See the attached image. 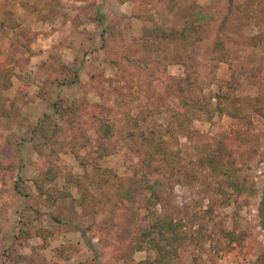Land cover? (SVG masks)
I'll list each match as a JSON object with an SVG mask.
<instances>
[{
  "label": "rangeland",
  "instance_id": "374dc122",
  "mask_svg": "<svg viewBox=\"0 0 264 264\" xmlns=\"http://www.w3.org/2000/svg\"><path fill=\"white\" fill-rule=\"evenodd\" d=\"M31 1L42 14L74 13L90 31L80 66L56 54L57 70L38 68L51 77L75 70L74 83L56 82L73 85L68 95L31 123L18 116L27 130L0 136V171L10 175L0 189V264H159L153 242L164 241L145 231L161 206L142 188L122 196L150 177L138 167L154 125L173 127L158 138L186 165L168 185L172 208L188 221L209 212L187 223L191 240L162 264L264 259V0ZM186 25L202 38L179 46L171 33ZM179 97L196 112L181 115ZM99 143L111 153L97 158ZM81 144L83 165L70 152ZM215 149L237 186L199 165Z\"/></svg>",
  "mask_w": 264,
  "mask_h": 264
},
{
  "label": "crops",
  "instance_id": "0c3cea01",
  "mask_svg": "<svg viewBox=\"0 0 264 264\" xmlns=\"http://www.w3.org/2000/svg\"><path fill=\"white\" fill-rule=\"evenodd\" d=\"M31 2L0 0V70L12 71L7 87L0 71V136L3 138L28 129L29 123H18V116L31 123L32 117L38 120L43 114H51L53 100L68 95L73 85L68 88L58 85L38 68L43 64L56 67L58 61L53 58L56 54L61 62L80 66V46L86 43L80 37L90 31L89 23L74 22L72 12L64 13L55 7V12L42 14ZM28 151L32 155L33 150ZM29 154L27 158L31 157ZM9 177L0 171V189L7 186L1 185L2 179Z\"/></svg>",
  "mask_w": 264,
  "mask_h": 264
},
{
  "label": "trees",
  "instance_id": "16d2710c",
  "mask_svg": "<svg viewBox=\"0 0 264 264\" xmlns=\"http://www.w3.org/2000/svg\"><path fill=\"white\" fill-rule=\"evenodd\" d=\"M175 1V0H174ZM172 39L180 45H188L192 41L200 40L202 38L201 35V29L199 26L196 25H186L183 26L180 31L171 33ZM66 68V67H63ZM67 71L70 73L65 76H54L51 77V73L49 70L46 69V73H48L47 78H52V82H58V83H74L76 78L75 77V70L73 71L72 68H66ZM53 70H57L56 67H53ZM12 74L11 69H4L2 72L3 80L5 81L4 87H7L9 85V78ZM179 110L180 114L187 116L190 113L196 112L195 106L188 101L187 99L183 97H179ZM155 127H149V132L151 135H148L147 143L145 144V156L142 158L141 163L139 164V169H145L149 174V179H139L135 182V185H133L130 190L127 189L124 191L122 196L125 197H131L133 196L132 190H138L142 188V190H148L149 191V197L148 201L151 203H159L161 206V209L159 212L155 213V220L149 224L148 229L145 231L147 234H153L158 233L160 237L163 239L164 244L160 245L157 242H153V247L158 249L160 251L162 258L159 261V264L166 263L163 259L165 257H168V259L172 258L174 255L177 254L178 248L186 242L187 240H191V235L188 234V231H186V225L189 222L191 225L196 224L197 222H200L203 218H206L208 215L205 212L201 215H198L196 213L191 214V218L188 221L184 217H180L176 210L172 208L171 204L169 203V196L171 187L168 186L172 177L176 176V174L180 173V170L182 167H186L181 161L179 152L177 150H172L166 146L163 145L162 142H160V131H172L173 127L169 126H161V125H154ZM109 127L102 125V131L101 133L105 137H109ZM112 133V132H111ZM158 138V139H157ZM63 141H67V139H63ZM83 144L78 146L77 150L71 149L70 152L74 155L76 159L80 161V163L83 165L85 164V158L83 155H80L78 153V150L80 147H82ZM108 147L104 143H99L97 147V158H101L103 154H110L111 152H108L106 149ZM217 151H212L208 153V155H204L200 157L199 165L202 167H206L210 170V173H215L216 180L219 181V183H223L227 186H237V184L233 181L231 178V173L229 171H226L223 168H220L221 162L218 161V153L219 150L215 149ZM198 172H195L194 175L197 176ZM199 174V173H198ZM195 176V177H196ZM17 184V183H16ZM218 190H221L220 184H218ZM16 189L19 193L22 195H25L22 188H18L16 185ZM241 189V188H238ZM239 191V190H237ZM232 197L234 199L239 198L238 192L233 193ZM121 199V198H120ZM122 201V200H121ZM120 204L123 203V201ZM258 215L260 218V226L264 230V185L262 188V194L261 199L258 206ZM198 224V223H197ZM202 223H199V229L202 228ZM230 235V234H229ZM160 259V258H159ZM262 262V263H261ZM255 264H264V259L260 256L258 257Z\"/></svg>",
  "mask_w": 264,
  "mask_h": 264
}]
</instances>
